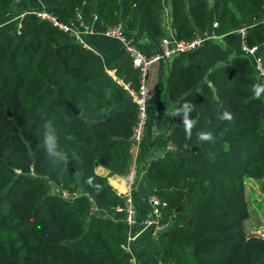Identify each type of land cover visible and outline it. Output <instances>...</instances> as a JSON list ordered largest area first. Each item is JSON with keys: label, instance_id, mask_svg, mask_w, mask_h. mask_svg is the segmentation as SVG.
Masks as SVG:
<instances>
[{"label": "trees", "instance_id": "16d2710c", "mask_svg": "<svg viewBox=\"0 0 264 264\" xmlns=\"http://www.w3.org/2000/svg\"><path fill=\"white\" fill-rule=\"evenodd\" d=\"M19 1L0 0V22L22 11ZM45 2L68 23L78 19L91 27L95 17L109 27L126 22V33H137L135 42L143 38L158 47L164 37L163 0ZM168 4L178 39L211 30L221 42L206 40L174 57L155 90L162 111L167 102L174 104L169 110L185 100L194 104L191 116L198 122L191 138L182 118H168L164 145L176 151L151 158L144 140L136 157L147 194L161 201L160 223L170 225L158 236L160 262L264 264V239L246 233L244 185L264 178V96L253 98L252 85L259 82L238 34L244 30L245 44L261 47L264 63V0H214L212 9L209 0ZM123 85L138 87V71L123 49L95 53L27 10L13 30L0 33V264H131L122 217H90L85 196L63 200L56 193L80 190L102 209L123 207L108 183L126 177L133 158L136 107L126 104ZM218 107L234 120L217 119ZM45 121L57 129L66 165L54 166L45 155ZM201 131L212 132L216 143L199 142Z\"/></svg>", "mask_w": 264, "mask_h": 264}, {"label": "built area", "instance_id": "2783aa9c", "mask_svg": "<svg viewBox=\"0 0 264 264\" xmlns=\"http://www.w3.org/2000/svg\"><path fill=\"white\" fill-rule=\"evenodd\" d=\"M30 13H32L38 20L45 21L63 34L70 35L77 42H80L83 35H100L101 37L115 40L130 57L132 66L138 71V87L136 90H132L127 85L123 86L136 107V120L132 129L130 141L137 154L144 142L145 130L148 122L149 105L152 100V93L147 86L148 71L150 66L158 61H171L174 57L180 54L192 53L199 49L206 40L214 41L215 39L220 38L216 37L212 33H204L197 34L196 37L190 40L178 39L172 29L170 15L168 11L164 10L162 16L164 37L160 40L158 53L154 56L148 57L140 52L136 47L135 37L137 33H126L123 23H119L111 27L105 26L103 30L97 34L93 31L92 26H84L78 19L76 20L79 23V29L77 30L72 23L61 20L45 8L32 11ZM97 19L98 17H95L94 20L96 21ZM261 21L264 23V14L262 15ZM212 27H216V24L214 23ZM238 34L241 39L239 46L240 51L250 60L258 82L264 83V63L260 56L261 47L247 46L243 41L245 34L244 30H239ZM162 149V152L176 151L175 146L170 142L166 143ZM125 185L126 190L120 195L124 202L123 207H116L114 209L100 208L95 199H93L90 195L83 194L80 190L72 192L63 189L57 190L56 193L63 200H73L79 196H85L88 202V215L90 217L98 215L111 217V214L117 218L122 217V220L129 228L128 247L126 248V251L132 255L130 243L135 239L133 230L137 227L140 221L138 220L135 198L133 196V180L131 176ZM146 201L150 206V216L146 217L141 222V233L149 232L152 235H160V233L167 230L170 226L169 224L160 223L161 201L154 195H147ZM131 264H135L133 255L131 258Z\"/></svg>", "mask_w": 264, "mask_h": 264}, {"label": "crops", "instance_id": "0c3cea01", "mask_svg": "<svg viewBox=\"0 0 264 264\" xmlns=\"http://www.w3.org/2000/svg\"><path fill=\"white\" fill-rule=\"evenodd\" d=\"M165 10L169 13L168 0H163ZM214 0H209V4ZM21 12L16 14H11L7 16L3 21L0 22V33L5 31L13 30L16 23H19V19L23 16L24 11H36L42 8L46 9L45 0H23L20 1ZM212 4V7H213ZM211 7V6H210ZM211 7V9H212ZM73 26L78 30V21L72 22ZM124 25L126 24L123 23ZM214 23H212V26ZM172 26V25H171ZM211 26V27H212ZM105 26L97 19L93 25L92 29L95 33H100ZM173 29V27H172ZM81 30V29H80ZM174 30V29H173ZM212 31L209 30V34ZM86 39V44H82L84 47L94 51L103 56H111L118 51L122 50L120 44L112 39H107L101 37L100 35H83ZM216 42H221V38L215 39ZM137 49L142 52L145 56H154L158 53L159 47L146 39H139L136 42ZM169 61H158L152 64L148 71L147 86L152 93V100L149 105L148 122L145 130V142L151 143V153L150 157L155 158L161 156L162 146L166 142V137L168 135L169 127V116L165 111H162V104L155 99V90L161 83V79L165 77L170 65ZM126 104H132L133 102L129 97ZM174 104L166 103L165 108L170 109ZM136 157L137 153L133 150V158L130 165V173L126 177L112 176L108 178L109 185L115 190L116 194L121 195L126 190V182L130 178L133 180V196L135 198L136 210L138 213V219H140L137 227L133 230L135 239L130 243L131 253L135 259V264H162L160 262V247L158 244V236L152 235L149 232L141 233L142 225L141 222L148 216H150V206L146 201L147 192L143 183V174L137 175L136 169ZM96 173L106 176L108 172L100 167L95 168ZM113 183V184H112Z\"/></svg>", "mask_w": 264, "mask_h": 264}, {"label": "clouds", "instance_id": "9594fccd", "mask_svg": "<svg viewBox=\"0 0 264 264\" xmlns=\"http://www.w3.org/2000/svg\"><path fill=\"white\" fill-rule=\"evenodd\" d=\"M252 93L254 99H260L262 96H264V83H254L252 85ZM194 108L195 106L191 101L185 100L175 108H172L171 110L166 109L165 111L170 119L173 117L182 118V126L188 138H191L192 129L198 122L191 116ZM217 119L222 122L231 123L234 120V117L229 111L218 107ZM197 137L199 142L202 143L215 144L217 141V137L209 131L198 132ZM21 139L27 142V137L22 134ZM69 139H71V137H69ZM43 145L45 155L52 165L60 167L68 163V154L61 149L57 129L54 127L51 121H45L43 124Z\"/></svg>", "mask_w": 264, "mask_h": 264}, {"label": "rangeland", "instance_id": "374dc122", "mask_svg": "<svg viewBox=\"0 0 264 264\" xmlns=\"http://www.w3.org/2000/svg\"><path fill=\"white\" fill-rule=\"evenodd\" d=\"M212 4L210 2L211 7ZM85 40L82 36L79 43L87 45ZM244 185L249 211V218L245 222L246 233L254 234L264 239V178L261 180L245 179ZM110 216L112 217V214Z\"/></svg>", "mask_w": 264, "mask_h": 264}, {"label": "water", "instance_id": "95a60500", "mask_svg": "<svg viewBox=\"0 0 264 264\" xmlns=\"http://www.w3.org/2000/svg\"><path fill=\"white\" fill-rule=\"evenodd\" d=\"M24 12H25V11H24ZM67 107H68V108H69L74 114L79 115L80 111H78L77 109H75V108L73 107L72 104L68 103V104H67ZM263 116H264V107H263ZM196 150H197L196 148H193V149H192L193 152H195ZM177 211H178V210H177Z\"/></svg>", "mask_w": 264, "mask_h": 264}]
</instances>
